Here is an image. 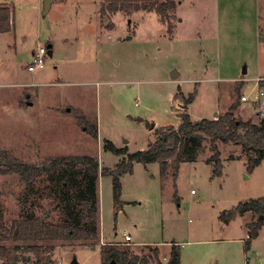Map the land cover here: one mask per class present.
<instances>
[{"label":"rangeland","instance_id":"1","mask_svg":"<svg viewBox=\"0 0 264 264\" xmlns=\"http://www.w3.org/2000/svg\"><path fill=\"white\" fill-rule=\"evenodd\" d=\"M102 1L56 0L43 14V0H0L13 11L12 30L0 34V150L38 167L89 155L100 168L113 169L120 157L105 151L104 142L129 153L147 149L157 129L179 126V92L184 98L195 93L186 107L192 121L223 114L236 91L247 101L235 115L264 121V81L257 82L264 80V0H172L170 34L154 12H117L107 29ZM40 47L52 54L42 69L29 72ZM201 146L196 161L182 162L175 178L169 164L164 171L157 163L133 164L119 178L118 205L112 177L99 175L95 244H38L51 247L56 264H100V246L123 243L125 234L133 253L157 247L167 258L177 245L180 264H264V222L245 252L246 225L257 216L245 213L228 225L218 219L222 211L264 197V160L249 172L251 153L217 142L221 174L213 176L209 142ZM59 174H42L26 190L16 174L0 173L4 223L26 214H48L58 224L69 220ZM45 187L53 197H36ZM77 209L73 204L71 211ZM15 245L21 246L0 241V247ZM22 255L35 261L31 253Z\"/></svg>","mask_w":264,"mask_h":264},{"label":"trees","instance_id":"2","mask_svg":"<svg viewBox=\"0 0 264 264\" xmlns=\"http://www.w3.org/2000/svg\"><path fill=\"white\" fill-rule=\"evenodd\" d=\"M175 10L172 0H103L100 3L99 15L103 21H109L105 26L112 28L110 18L120 12L130 15L135 12H154L159 21L167 26L170 34L173 30L171 19ZM13 11L7 6H0V34L12 30ZM51 48V47H50ZM195 93L185 97L179 92L175 98L183 103V112L178 114L180 124L177 128L171 126L156 130V140L147 144V149L129 153L127 147L117 148L110 141H105L103 149L120 157L113 169L100 168L97 159L89 155H74L55 158L47 165L34 166L14 159L7 151L0 150V173L16 174L29 190L33 180L42 175H54L59 170L62 181L61 200L69 217L62 223L49 221L48 214L35 216L26 214L12 220L9 225L3 221L0 206V241L18 242L21 246L0 247L1 264H30L22 253L35 256L32 264H56L50 256L51 247L38 243L47 242H84L95 244L99 239L98 231V197L97 185L99 175L111 176L114 190V202L118 205L120 195L119 178L132 172L133 164L143 165L157 163L161 171L167 164L175 178L182 162L196 161L202 150V143L209 142L212 155L206 160L213 167V176L221 174V161L216 143H232L242 147L243 152L251 153L247 160V170L253 171L264 160V121L254 122L243 120L235 115L241 101L239 92L228 109L213 120L201 119L192 121L186 107L194 100ZM96 136V132H93ZM78 177V178H77ZM66 185V186H63ZM74 190V196L70 188ZM36 197H53L51 187H45L42 192H34ZM76 201V203H74ZM76 204L77 211H71ZM251 213L257 220L246 225L247 238L244 240V251L250 249L252 241L257 237L264 220V197L241 202L228 211H222L218 219L223 225H228L237 216ZM130 243H110L100 246V264H180V250L175 244L169 248L167 258L160 255L157 247H145L138 253L129 249ZM162 259L166 262L163 263Z\"/></svg>","mask_w":264,"mask_h":264},{"label":"built area","instance_id":"3","mask_svg":"<svg viewBox=\"0 0 264 264\" xmlns=\"http://www.w3.org/2000/svg\"><path fill=\"white\" fill-rule=\"evenodd\" d=\"M47 53H48V51L44 47H40L36 51H34L32 54L31 62L27 66V71L34 72L36 70L42 69L44 67V64H45V58H46ZM261 81H264V80L263 79L257 80L258 83ZM261 96H263V91H260V93H259V97H261ZM241 101L246 102L247 101L246 97L242 96ZM263 113H264V102H261L259 114L263 116ZM130 241H131L130 236L125 234L124 235V242L130 243Z\"/></svg>","mask_w":264,"mask_h":264},{"label":"water","instance_id":"4","mask_svg":"<svg viewBox=\"0 0 264 264\" xmlns=\"http://www.w3.org/2000/svg\"><path fill=\"white\" fill-rule=\"evenodd\" d=\"M56 0H43V14H46L48 12V10L50 9V6L52 5V3H54ZM50 48V46H48V49ZM48 54L51 55V51L49 50L48 51ZM245 72V71H243ZM154 125H152L150 127V129L153 128ZM71 264H77V261L74 259L72 261Z\"/></svg>","mask_w":264,"mask_h":264},{"label":"crops","instance_id":"5","mask_svg":"<svg viewBox=\"0 0 264 264\" xmlns=\"http://www.w3.org/2000/svg\"><path fill=\"white\" fill-rule=\"evenodd\" d=\"M32 54H33V52H32ZM51 54H52V52H51ZM186 110H187V108H186Z\"/></svg>","mask_w":264,"mask_h":264}]
</instances>
